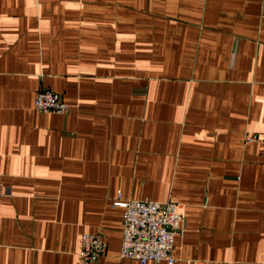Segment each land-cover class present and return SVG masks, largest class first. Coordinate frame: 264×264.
Here are the masks:
<instances>
[{
    "label": "crops",
    "instance_id": "1",
    "mask_svg": "<svg viewBox=\"0 0 264 264\" xmlns=\"http://www.w3.org/2000/svg\"><path fill=\"white\" fill-rule=\"evenodd\" d=\"M263 137L264 0H0V264H82L85 233L140 264L115 203L147 199L174 264H264Z\"/></svg>",
    "mask_w": 264,
    "mask_h": 264
},
{
    "label": "built area",
    "instance_id": "2",
    "mask_svg": "<svg viewBox=\"0 0 264 264\" xmlns=\"http://www.w3.org/2000/svg\"><path fill=\"white\" fill-rule=\"evenodd\" d=\"M35 109L40 113L66 114L68 105L57 93L40 90L34 101ZM255 141L253 137H247ZM264 149V137L259 140ZM5 189L0 182V213ZM115 205L124 208L121 258L137 260L140 264L149 261H166L174 264L175 236L180 232L184 221L178 203L170 199L165 202L152 200L118 201ZM79 258L82 264L94 261L107 250L105 239L98 234L85 233L79 240Z\"/></svg>",
    "mask_w": 264,
    "mask_h": 264
}]
</instances>
